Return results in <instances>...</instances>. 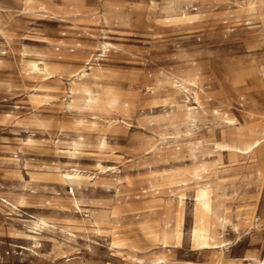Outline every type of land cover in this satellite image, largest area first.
Here are the masks:
<instances>
[{"label": "rangeland", "instance_id": "374dc122", "mask_svg": "<svg viewBox=\"0 0 264 264\" xmlns=\"http://www.w3.org/2000/svg\"><path fill=\"white\" fill-rule=\"evenodd\" d=\"M263 132L264 0H0V264L264 261Z\"/></svg>", "mask_w": 264, "mask_h": 264}, {"label": "bare ground", "instance_id": "6f19581e", "mask_svg": "<svg viewBox=\"0 0 264 264\" xmlns=\"http://www.w3.org/2000/svg\"><path fill=\"white\" fill-rule=\"evenodd\" d=\"M254 12V11H253ZM179 17V16H178ZM192 17V16H191ZM185 19H187V16H184ZM195 20V19H194ZM197 20V19H196ZM175 24V23H174ZM186 24V23H185ZM177 25V24H176ZM85 73V71H82ZM185 89V88H184ZM85 94L87 97H85L86 100V109L89 111L94 110L97 108L100 104L99 99L93 98L91 92L86 91ZM74 103V102H73ZM218 114V113H216ZM224 141V140H223ZM75 152L76 153H70V157L75 158L80 151V148L83 146L79 144H75ZM107 145L105 142L101 143V148L104 150L106 149ZM264 148V132L262 134V137L256 140H250L246 143H244L242 146L239 145H233L229 144L227 142L219 143L217 144L216 149L219 151V153H232L236 155L241 156H258L260 155V152ZM264 165V164H263ZM206 168V164H201L198 168L197 177L201 179V172L204 171ZM100 170H105L106 168L99 165ZM258 176L262 177L264 173V166L258 169ZM82 177L78 171L74 174H66L64 176H61L62 182L66 183L67 181L71 182L72 184H76L78 182H81ZM196 177V179H197ZM214 191L209 185L199 186L195 192V200H196V223L192 229V245L197 251H203V250H219L221 248H224V242L218 243L212 234H209L205 227V216L210 213L213 218H217L218 222H220V225L225 227L229 224L227 219L217 217L216 210L214 205L211 203V199L213 198ZM181 196V195H180ZM179 196V208L182 207L184 204L183 197ZM257 218H254V222H257ZM259 222V221H258ZM42 224L46 225L44 221H42ZM178 224V223H177ZM254 225V223H253ZM39 226V225H38ZM178 229L176 233L173 235V239L175 241V244L178 243L180 239V232H181V222L179 223ZM233 229L240 233V227L236 224H233ZM244 262H248L249 264H264V261H258L256 259H245ZM157 264H165L163 261H158ZM222 264V263H219Z\"/></svg>", "mask_w": 264, "mask_h": 264}, {"label": "built area", "instance_id": "2783aa9c", "mask_svg": "<svg viewBox=\"0 0 264 264\" xmlns=\"http://www.w3.org/2000/svg\"><path fill=\"white\" fill-rule=\"evenodd\" d=\"M259 220H257V222H258Z\"/></svg>", "mask_w": 264, "mask_h": 264}]
</instances>
